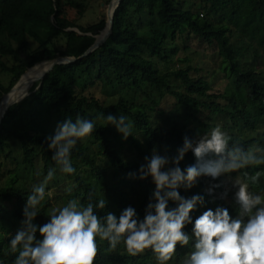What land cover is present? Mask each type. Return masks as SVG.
Segmentation results:
<instances>
[{"label":"trees","instance_id":"trees-1","mask_svg":"<svg viewBox=\"0 0 264 264\" xmlns=\"http://www.w3.org/2000/svg\"><path fill=\"white\" fill-rule=\"evenodd\" d=\"M88 8V0H0V96L36 65L56 57L82 56L93 44L92 36L102 32L106 23L102 15L94 24L79 25ZM193 37L218 54V71L235 94L231 88L215 90L213 80L198 76L195 68L175 67L188 61L173 60L178 51L175 42L183 43L187 51L186 42ZM258 60L264 65V0H122L113 18L112 34L103 45L75 63L55 66L39 89L6 111L0 125V172L8 160L16 170H2L0 232L12 229L17 233L22 227L23 209L33 186L21 180L19 170L30 169L36 174L41 166L40 177L44 178L50 169L61 171L45 138L51 135L52 124L65 119L74 122L79 116L95 124L93 132L71 150L75 172H61L72 182L68 200L75 198L86 205L90 200L96 204L106 199V208L96 209L100 216L111 212L119 217L131 206L143 219L155 184L151 177L138 178L139 167L153 150L175 157L185 136L195 137L197 132L204 134L219 126L231 137L229 147L238 144L244 149L264 150V70H256ZM158 63L162 65L158 67ZM4 74L9 80L6 85L1 80ZM97 82L110 96L117 94L115 103L106 104L90 90L85 91ZM166 98L173 99L176 106L169 112L158 109ZM108 114L126 116L132 135L125 139L115 126L99 118ZM219 118L221 122L231 120L232 126L219 125ZM14 146L19 161L10 156ZM195 162L189 151L179 166L184 169ZM257 172L261 176L252 183L249 177ZM223 176L245 180L250 192L264 195V164L216 179L201 176L190 189H178L185 198L204 196V204H197L190 213L193 222L204 211L217 207L237 216L238 205L225 188ZM214 185L219 187L209 195L206 189ZM225 191L227 197L221 199ZM176 206L169 201V209ZM51 210L45 195L33 223H47ZM192 226L184 229L190 236ZM10 241L0 234V264H14L18 253L11 251ZM97 243L93 264H158L151 249L133 256L123 243L115 250H109L107 241L97 238ZM193 243L194 238L188 246L178 244L168 264H182L188 253L183 248L191 251Z\"/></svg>","mask_w":264,"mask_h":264},{"label":"clouds","instance_id":"clouds-1","mask_svg":"<svg viewBox=\"0 0 264 264\" xmlns=\"http://www.w3.org/2000/svg\"><path fill=\"white\" fill-rule=\"evenodd\" d=\"M99 118L115 126L125 139L132 135V125L126 116L117 118L108 114ZM94 128L92 120L78 116L74 122L65 119L58 123L54 134L45 138L53 153L52 159L61 166L62 172H75L69 158L71 150ZM230 141L231 137L216 126L204 134L197 132L195 137L185 136L175 157L160 155L155 150L151 157L146 156L139 167L138 178L151 177L155 190L143 219L138 218L131 206L119 217L111 212L100 216L96 209H105L106 199L96 204L90 200L82 205L73 198L53 208L47 223L35 225L33 221L39 214L38 206L45 199L47 183L55 174V169H50L45 180L33 186L27 196L22 227L10 241L11 251L18 253L14 264H93L99 250L97 238L107 241L109 250L123 243L133 256L151 249L158 264L171 263L177 245L188 246L193 238L191 251L183 248L188 253L182 264H264V195L250 192L245 180L223 176L225 188L238 205L237 216L233 218L227 208L217 207L204 211L193 222L190 213L197 204H204V196L185 198L178 191L180 187L190 189L201 176L216 179L225 173L264 164V150L244 149L238 144L229 147ZM189 151L196 162L181 169L180 162ZM260 176L257 172L249 179L256 183ZM233 185L237 187L236 192ZM215 187L219 185L206 189L207 193L212 195ZM227 191L221 194V199L227 197ZM169 201L176 202L177 206L169 209ZM189 224L193 225L192 236L184 231ZM37 232L42 239L36 238Z\"/></svg>","mask_w":264,"mask_h":264},{"label":"rangeland","instance_id":"rangeland-1","mask_svg":"<svg viewBox=\"0 0 264 264\" xmlns=\"http://www.w3.org/2000/svg\"><path fill=\"white\" fill-rule=\"evenodd\" d=\"M195 2H199V0H192ZM89 3V8L87 9V11L85 12L84 16L79 20V25L81 26H87V25H91L96 23L100 17L102 15H105V20H106V9H107V4H106V0H88ZM109 14L112 13V8H109ZM186 46L188 47V50L185 51L183 49V43L177 41L175 42V47L177 48V53L175 56H173V60L174 61H178V60H183L184 58L188 59V61L186 63L184 62H179L176 63L175 67L177 68H182L185 69L187 67H192L195 68L197 70V75L201 76L207 80L211 81L213 80L214 85L213 88L216 90V87L219 88H231V86L229 85L228 81L224 80L223 78V73L219 72L218 70H220V64H221V59L218 56V54L216 52L213 51V49L208 46L206 43L204 42H200V40H197L196 38H190V40L188 42H186ZM263 61L258 60L256 63V70H264V65L262 63ZM162 64L158 63V67H160ZM38 66V65H36ZM25 78V77H24ZM23 78V79H24ZM2 83L6 85V83L9 82L8 77H6V74H4L1 77ZM217 84V86H216ZM91 91L93 92V94L99 98H102L104 100V102L106 104H111V103H115L118 99V96H116V93L111 94L108 93V89H104L101 87V85L97 82L95 83V85H93L92 87L86 89L85 91ZM232 90V88L230 89V91ZM127 91V90H126ZM125 91V92H126ZM229 91V92H230ZM233 94H235V92L232 90ZM130 96V93H128L127 97ZM137 99H140V97L136 96ZM174 108H176V106H174V101L171 98H166L164 101H162L160 107H158V109H163L165 112H167L168 110H173ZM169 112V111H168ZM221 118H219V120H217V123L219 125H224L225 127H231L232 126V122L231 120L227 119V121H220ZM56 125L52 124L51 129H50V134H54ZM252 135V134H250ZM124 146V144H123ZM116 147H119V144H116ZM129 155V154H128ZM11 158H15L18 161L20 160L19 158V153H18V148L16 146H14L13 148V152H11L10 154ZM3 169L5 170H16L14 169V166L12 165L11 160L5 161L3 167L1 168V176L3 174ZM4 170V171H5ZM17 170H19V168H17ZM20 171V172H19ZM18 172L20 173V178L21 180H25L29 183L32 184V186L38 185L41 182H43L45 180L44 177H40L41 175V166H38V170L36 172V174L33 173L32 170H25L22 171L19 170ZM83 176H85L84 173H82ZM5 179H1L0 180V185L4 184ZM52 181L54 183H52ZM71 181L68 180L65 175L60 171H55L54 177L53 179H51L50 181H48L47 186H46V197H48L49 199V204L51 206V208H58L63 206L64 204H66V202L68 201L67 199V191L69 190V187L71 185ZM54 184V186H53ZM56 185V186H55ZM234 191H237V187H235L233 185ZM233 188H231V193L234 194ZM59 196L60 199L55 200V197ZM63 198V199H62ZM7 229H9V227H7ZM1 236H3V238L5 240H10L12 239L16 232L13 231L12 229L9 231H4V232H0ZM36 238H38L37 234H36Z\"/></svg>","mask_w":264,"mask_h":264},{"label":"water","instance_id":"water-1","mask_svg":"<svg viewBox=\"0 0 264 264\" xmlns=\"http://www.w3.org/2000/svg\"><path fill=\"white\" fill-rule=\"evenodd\" d=\"M121 2H122V0H110L109 1V3L107 4V9H106L105 28L98 35L92 36L93 39H94L93 44L86 50V52L82 56H80L79 58H75V57H72V56L56 57V58H54L52 60L45 61V62L39 64V65H44L45 67L43 69V72L40 74V76L37 78L36 82L34 83V84H37L35 89H33V90L30 89L29 91H27L25 93V96H23V97L16 96L17 95V93H16L17 90L22 86V78L26 74V72L28 71L27 70L26 72H24L20 76L19 80L10 88V90L7 93L2 94L0 96V104L3 101L7 100V105H6L7 107L5 108V111L3 112V114L0 117V125L2 123V120L4 118V115H5L6 111L11 106L23 102L30 94H32L37 89H39L44 77L48 73H50L54 69L55 66L75 63L76 61H78L80 59H83V58L87 57L88 55H90L92 52H94L97 48H99L101 45H103L108 40V38L112 34L113 18H114L115 12H116V10L119 7ZM109 8H112V13L111 14L108 13L109 12ZM72 30L76 31V32H79L77 29H72ZM86 35L87 36H91L90 34H86ZM34 67H36V66H34Z\"/></svg>","mask_w":264,"mask_h":264},{"label":"bare ground","instance_id":"bare-ground-1","mask_svg":"<svg viewBox=\"0 0 264 264\" xmlns=\"http://www.w3.org/2000/svg\"><path fill=\"white\" fill-rule=\"evenodd\" d=\"M44 67H45L44 65L36 66L29 74L25 75V78L22 79V86L16 92L17 93L16 96H18V97L25 96V93L31 89V87L36 82L37 78L43 72ZM6 105H7V100L3 101L0 104V117L3 114V112L5 111V108L7 107Z\"/></svg>","mask_w":264,"mask_h":264}]
</instances>
